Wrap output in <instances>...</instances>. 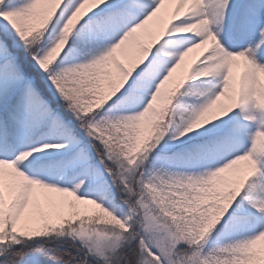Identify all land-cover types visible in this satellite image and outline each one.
<instances>
[{"label":"snow or ice","instance_id":"1","mask_svg":"<svg viewBox=\"0 0 264 264\" xmlns=\"http://www.w3.org/2000/svg\"><path fill=\"white\" fill-rule=\"evenodd\" d=\"M0 264H264V0H0Z\"/></svg>","mask_w":264,"mask_h":264}]
</instances>
